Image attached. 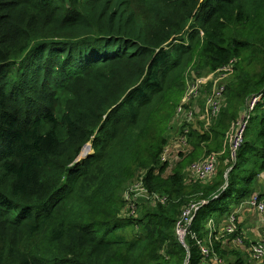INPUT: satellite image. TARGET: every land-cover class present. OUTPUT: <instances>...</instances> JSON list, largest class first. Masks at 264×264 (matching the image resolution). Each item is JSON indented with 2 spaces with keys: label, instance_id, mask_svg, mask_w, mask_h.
<instances>
[{
  "label": "trees",
  "instance_id": "obj_1",
  "mask_svg": "<svg viewBox=\"0 0 264 264\" xmlns=\"http://www.w3.org/2000/svg\"><path fill=\"white\" fill-rule=\"evenodd\" d=\"M188 69L232 77L167 171ZM210 154L214 172L190 176ZM263 171L264 0H0V264H264L229 248L238 229L206 239ZM135 183L145 199L125 197Z\"/></svg>",
  "mask_w": 264,
  "mask_h": 264
},
{
  "label": "rangeland",
  "instance_id": "obj_2",
  "mask_svg": "<svg viewBox=\"0 0 264 264\" xmlns=\"http://www.w3.org/2000/svg\"><path fill=\"white\" fill-rule=\"evenodd\" d=\"M231 77H232V74H230L229 72L216 73V74H213V73L196 74L193 69H188L186 71V81H187L188 91L186 94L187 98L184 101V103L189 104V109L187 110L181 109L178 112L177 116L174 118V121L170 125V129L166 133L168 143L163 153L162 159L168 162L169 166H168L167 171H169L174 166V164L177 162L179 158L178 154L181 152L187 151V144L185 142L186 137L182 133L184 130H187V126L199 128L200 126H208L213 122L215 116L217 115V111H215V109L212 106V100H213L212 98L215 92L217 93L218 91L217 87H219V84L229 81ZM221 98H220L219 104L222 101ZM243 110L244 112L242 113L240 119L243 117V114H245L247 108L244 107ZM236 127L237 126H235L233 131L228 134V138H227L228 144H230V140L232 136L234 135L235 131L237 130ZM85 146L88 147V150L86 152L82 150L81 158L86 157L89 153L93 151L90 143L85 144L83 148ZM188 174L192 176L193 172L190 171L189 169ZM260 177L261 176L259 175L257 179L256 191L254 192V194L256 193L258 195L260 192H262V189L260 188L261 187L260 183L264 185L263 183L264 180ZM261 180H263V182ZM124 194H125V197L129 200L131 198L145 199L143 198L145 196L141 193L140 185L137 183L133 184L132 187L130 186V188L127 189V191ZM130 194H132L133 197H129ZM127 208H128V204H126V206L123 209V212H122L123 215H127L124 213L126 212ZM237 208H238L237 213L236 212L234 213V215H236L237 217L240 215H243L244 217H247V218L252 217L248 214L247 211L244 212L241 206ZM238 213L240 214L237 215ZM235 223H236L235 230L238 229L239 234H240L239 238L241 239V241H234V240L233 242L231 241L229 248L239 249L240 245H245V248L243 249V251L246 254H248V256H250L251 246L253 245V243L258 242V240L257 238H254L253 239L254 242H250V239H252L250 237H253L252 232L248 235L246 226L244 224H241L238 218L235 221ZM225 225L226 224L217 223L214 219L208 220L207 225H206V228L208 231L207 238H206L207 242L212 239L227 238L228 235H226V232L224 230ZM183 227L184 226L182 224L177 226V223H176V235H177L178 240L181 243H184V238L186 235V231H184L185 233H182L184 230L182 229ZM263 238H264V234L263 236L260 237L259 241Z\"/></svg>",
  "mask_w": 264,
  "mask_h": 264
},
{
  "label": "built area",
  "instance_id": "obj_3",
  "mask_svg": "<svg viewBox=\"0 0 264 264\" xmlns=\"http://www.w3.org/2000/svg\"><path fill=\"white\" fill-rule=\"evenodd\" d=\"M217 90H218L217 93L215 92L212 98L213 99L212 106L215 109V111H217V107H218V104L215 98H217L218 100L221 98L223 87H217ZM259 96L260 95L253 97L249 101V103L246 104L245 108H247V110L245 114H243V117L239 119V121L236 123L237 130L232 136L230 140V144H229L232 154H235L236 150L239 148L242 142L243 132H244L245 125L249 119V114L251 110L253 109L254 105L256 104ZM181 109L183 108L182 107L179 108L178 112ZM215 166H216V155L210 154L204 160L191 164L190 171L193 172V176L200 178V179H205L214 172ZM140 190H141V193L145 196V193H146L145 190L143 188H140ZM246 203L250 207L255 209L260 215L264 216V198H260L258 194L255 193L251 195V197L246 201ZM198 207H199L198 204L191 203L188 205L187 208L183 210L181 217L179 221L177 222V226L181 224L184 226L182 228L184 229L182 233H185L184 231L187 232L186 226L191 222L193 213L198 209ZM235 221H236L235 216L231 215L224 228V230L227 233H233L235 231V225H236ZM235 241H241V239L238 237L235 239ZM201 250L204 254H208V250L205 246H201ZM263 255H264V238L252 245V257L253 258L260 259L262 258Z\"/></svg>",
  "mask_w": 264,
  "mask_h": 264
},
{
  "label": "crops",
  "instance_id": "obj_4",
  "mask_svg": "<svg viewBox=\"0 0 264 264\" xmlns=\"http://www.w3.org/2000/svg\"><path fill=\"white\" fill-rule=\"evenodd\" d=\"M259 175L261 176L260 178H262L264 180V171ZM263 180H261V181L263 182ZM260 186H261L260 188L262 189V193L264 194V188H263L264 185L262 183H260ZM263 198H264V196H263ZM241 207L243 208L244 212L247 211L248 214L252 217L247 218V217H244L243 215H240L237 217L238 220L241 222V224H244L246 226V230L248 232V235L252 232L253 237L248 236V237L252 238V239H250V242H254L253 241L254 238H257V240L259 241L260 237L263 236V234H264V216L260 215L255 209L250 207L246 202L243 203L241 205ZM237 210H238V208L236 209V211ZM241 212H242V210H241ZM239 214L240 213H238L237 215H239Z\"/></svg>",
  "mask_w": 264,
  "mask_h": 264
},
{
  "label": "water",
  "instance_id": "obj_5",
  "mask_svg": "<svg viewBox=\"0 0 264 264\" xmlns=\"http://www.w3.org/2000/svg\"><path fill=\"white\" fill-rule=\"evenodd\" d=\"M83 149V148H82ZM82 152V151H81ZM80 157H81V153H80Z\"/></svg>",
  "mask_w": 264,
  "mask_h": 264
}]
</instances>
